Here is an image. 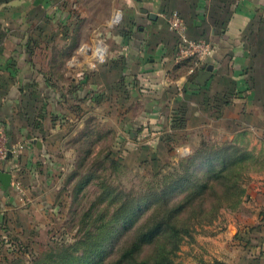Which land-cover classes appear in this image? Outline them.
I'll return each instance as SVG.
<instances>
[{"label":"crops","instance_id":"obj_1","mask_svg":"<svg viewBox=\"0 0 264 264\" xmlns=\"http://www.w3.org/2000/svg\"><path fill=\"white\" fill-rule=\"evenodd\" d=\"M120 4L125 29L116 33L120 45L107 47L105 64L89 78L75 66L69 73L65 62L57 78L51 70L40 73L24 47L5 46L7 40L24 37L12 29L15 16L1 15L0 25L7 27L0 29V124L6 129L5 146L20 149L0 165L1 172L11 175V187L0 184V218L27 220L28 213L56 205L63 158L69 157L66 144L87 120L122 131L161 123L160 114H185V120L191 115L197 125L202 118V147L243 153L253 168L241 205L218 235L216 259L264 264V0ZM173 12L185 22L189 38L213 47L195 81L188 66L175 61L176 36L167 22ZM97 52L91 56L94 61L105 53ZM200 71L210 74L203 83L196 80ZM128 114L138 115L131 119ZM16 221L11 226L15 231Z\"/></svg>","mask_w":264,"mask_h":264},{"label":"rangeland","instance_id":"obj_2","mask_svg":"<svg viewBox=\"0 0 264 264\" xmlns=\"http://www.w3.org/2000/svg\"><path fill=\"white\" fill-rule=\"evenodd\" d=\"M48 1L51 2L50 7L45 4ZM39 4L37 0L1 3L0 17L15 16L17 24L14 23L12 29L24 37L7 40L5 46H20L32 52L29 59L42 69L40 73L47 75L52 71L57 78V74L62 73L61 64L65 62L69 73L73 74L72 67L75 66L81 69L79 73L83 77L89 78L105 64L107 47L120 45L116 37L117 29L123 26L120 0H42ZM3 27L7 25L1 24L0 29ZM94 49L105 52L101 60L91 59ZM53 61L54 66H49ZM128 115L132 119L138 114ZM160 115L161 123L128 127L122 131L119 128L115 131V127L110 131L99 120L83 123L79 133L66 144L68 149L65 153L69 157L63 158L64 171L58 185L60 190L56 193V205L44 208L43 212L28 213L27 220L19 216L18 222L16 218H8L9 215L1 213L0 264H61L62 258L66 260L67 255H74V248L81 249L76 253L78 257L82 251L91 254L90 246L97 239L105 238L106 232L112 231L113 234L120 230L118 224L113 227L111 219L127 202L126 197L132 198L134 207L131 206V214L137 217L135 226L151 216L153 210L147 208L146 203L156 202L159 193L168 185L172 187L167 189L168 198L179 202L189 191L191 183H198L197 180L205 176V171L211 169L209 165L204 167L201 164L207 165L208 157L209 162H216L212 153L216 152L213 148L217 146L209 144L207 148L199 143L201 114L198 125L191 115L186 120L180 118L181 114ZM201 150H205L206 159L197 156L203 153ZM191 160L193 164H190ZM250 164V158L245 156L239 178L244 186L253 169ZM90 173L95 175L94 179L78 191V186ZM106 191H111V201L103 200ZM219 191L217 188L206 194L211 197ZM206 203L211 207L217 204V200L210 198ZM206 209L212 211V208ZM99 212L106 213L102 231L98 230L101 224L97 221ZM215 216L210 224L193 226L191 237L183 239L174 264H207L217 260L218 235L234 216L226 209H221ZM189 218L191 223L196 222L190 215ZM15 221L19 225L16 231L11 227ZM84 234V239H81ZM90 234L95 238L90 239ZM49 255H52L49 261L45 260ZM87 260H92V255ZM65 264L76 262L70 260Z\"/></svg>","mask_w":264,"mask_h":264},{"label":"trees","instance_id":"obj_3","mask_svg":"<svg viewBox=\"0 0 264 264\" xmlns=\"http://www.w3.org/2000/svg\"><path fill=\"white\" fill-rule=\"evenodd\" d=\"M41 2L42 0H37V4ZM124 32V26L117 29L118 34H124ZM29 53L32 54V52ZM195 76L196 74L191 76L194 81ZM38 114H42L41 109ZM182 117L185 120V114H181L180 118ZM173 127L176 126L173 125ZM204 151L201 150L203 153L197 156L206 159ZM212 154L216 162H209L208 157L206 159L207 165L201 164L204 167L209 165L211 169L205 171V176L197 180L198 183H191L189 191L184 194L182 199H179V202L176 199L168 198V190L172 188L168 185L159 195L157 194L158 199H156V202L146 203V207H150L153 210L151 216L145 218L141 225L135 226L137 217L131 214L133 209H131V206L134 207L131 201L132 198L126 197L127 202L122 204L111 219L113 227H115V224H118L120 225V230L113 234H111L112 231L106 232L105 238H102V240L97 239L90 246L91 254L82 251L83 254L78 257L76 253L81 252V249L74 248V255L72 257L67 255L66 260L62 258L61 264H65L70 260H74L76 264H174V259L177 256L183 239L191 237L195 224H210L221 209L230 210L231 212L236 211L245 195L243 180H239L241 169L244 168L245 155L241 154L240 156L238 152L230 149L216 150ZM190 164H193V160H191ZM94 177L95 175L90 173L78 186V191L90 184ZM174 183L175 181L173 185ZM177 185L178 188L181 187L180 183ZM217 188H220L218 194H213L211 197L206 194L207 191L213 192ZM110 192L106 191L103 194V200H112L113 197L109 198ZM210 198L217 200V204L207 207L206 202ZM194 208L197 210H193ZM206 208H212V211ZM213 211L215 212L212 214ZM97 215V221H101L98 230L102 231L105 226L103 219L106 213L99 212ZM189 215L192 217V220L196 221L194 224L191 223ZM128 235H130L129 238ZM84 237L85 234L81 239H84ZM89 237L92 239L93 237L95 238V235L90 234ZM124 238H128V241L126 240L125 243L120 244ZM109 239L110 241H105ZM104 243H107V245H103ZM68 252L70 253V250ZM86 253L89 256L92 255V260H87L89 256ZM96 255L97 257L93 258ZM51 256H47L45 260L49 261ZM37 264H40V262ZM207 264L225 263L215 260Z\"/></svg>","mask_w":264,"mask_h":264},{"label":"built area","instance_id":"obj_4","mask_svg":"<svg viewBox=\"0 0 264 264\" xmlns=\"http://www.w3.org/2000/svg\"><path fill=\"white\" fill-rule=\"evenodd\" d=\"M119 20V19H118ZM168 27L176 36L175 61L177 64L188 66L187 74L192 76L203 68L204 62L213 54L212 45L202 39L193 40L187 34V26L177 12L169 15ZM101 57L98 60H101ZM97 61V60H96ZM6 129L0 124V165L8 160V154H15L20 148H8L5 146ZM19 194L23 193L20 183L13 184Z\"/></svg>","mask_w":264,"mask_h":264},{"label":"water","instance_id":"obj_5","mask_svg":"<svg viewBox=\"0 0 264 264\" xmlns=\"http://www.w3.org/2000/svg\"><path fill=\"white\" fill-rule=\"evenodd\" d=\"M10 0H0V4L1 3H6ZM152 17V16H150ZM87 53H89L88 51H86ZM210 76V74L207 71H200L197 75V82L198 83H203L205 81L206 78H208ZM35 144L38 145V147L40 146V143L35 141ZM10 153L8 154L9 157ZM0 184L2 185V187L4 189H8L9 187H11V175L8 173H4L0 171Z\"/></svg>","mask_w":264,"mask_h":264},{"label":"bare ground","instance_id":"obj_6","mask_svg":"<svg viewBox=\"0 0 264 264\" xmlns=\"http://www.w3.org/2000/svg\"><path fill=\"white\" fill-rule=\"evenodd\" d=\"M100 53H101V50L99 49L98 52H97V54H100Z\"/></svg>","mask_w":264,"mask_h":264}]
</instances>
